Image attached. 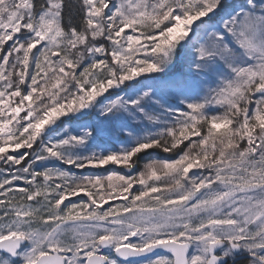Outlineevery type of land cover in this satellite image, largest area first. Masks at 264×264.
I'll use <instances>...</instances> for the list:
<instances>
[{"label":"snow or ice","instance_id":"1","mask_svg":"<svg viewBox=\"0 0 264 264\" xmlns=\"http://www.w3.org/2000/svg\"><path fill=\"white\" fill-rule=\"evenodd\" d=\"M0 264H264V0H0Z\"/></svg>","mask_w":264,"mask_h":264}]
</instances>
